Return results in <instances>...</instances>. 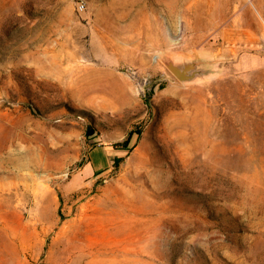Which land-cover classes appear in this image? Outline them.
<instances>
[{
	"label": "rangeland",
	"instance_id": "rangeland-1",
	"mask_svg": "<svg viewBox=\"0 0 264 264\" xmlns=\"http://www.w3.org/2000/svg\"><path fill=\"white\" fill-rule=\"evenodd\" d=\"M0 264H264V0H0Z\"/></svg>",
	"mask_w": 264,
	"mask_h": 264
},
{
	"label": "water",
	"instance_id": "water-1",
	"mask_svg": "<svg viewBox=\"0 0 264 264\" xmlns=\"http://www.w3.org/2000/svg\"><path fill=\"white\" fill-rule=\"evenodd\" d=\"M164 63L174 77L180 81L191 80L203 72V69L199 67L200 60H191L178 64L171 58L165 57Z\"/></svg>",
	"mask_w": 264,
	"mask_h": 264
},
{
	"label": "trees",
	"instance_id": "trees-1",
	"mask_svg": "<svg viewBox=\"0 0 264 264\" xmlns=\"http://www.w3.org/2000/svg\"><path fill=\"white\" fill-rule=\"evenodd\" d=\"M128 141H129V139H127L124 142H122V144L125 145V146H127L128 145Z\"/></svg>",
	"mask_w": 264,
	"mask_h": 264
},
{
	"label": "built area",
	"instance_id": "built-area-1",
	"mask_svg": "<svg viewBox=\"0 0 264 264\" xmlns=\"http://www.w3.org/2000/svg\"><path fill=\"white\" fill-rule=\"evenodd\" d=\"M83 6H84V4H83L82 2H80V3L78 4V7H79V8H83Z\"/></svg>",
	"mask_w": 264,
	"mask_h": 264
},
{
	"label": "bare ground",
	"instance_id": "bare-ground-1",
	"mask_svg": "<svg viewBox=\"0 0 264 264\" xmlns=\"http://www.w3.org/2000/svg\"><path fill=\"white\" fill-rule=\"evenodd\" d=\"M254 11V10H253ZM255 13V12H254ZM235 18V17H234ZM239 20V19H238ZM237 21V20H236ZM251 21V20H250ZM242 22V21H241ZM249 24V23H248ZM239 25V24H238ZM67 66V65H66ZM64 68H66V67H64ZM68 69V68H67ZM132 252H134V251H132ZM111 253V252H110ZM107 254V253H106ZM113 254V253H112ZM134 256V255H133Z\"/></svg>",
	"mask_w": 264,
	"mask_h": 264
}]
</instances>
